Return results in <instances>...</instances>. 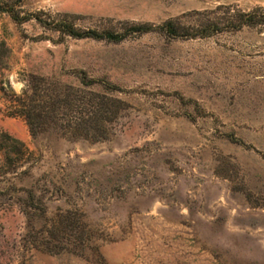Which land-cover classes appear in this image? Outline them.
Returning <instances> with one entry per match:
<instances>
[{"label":"rangeland","instance_id":"obj_1","mask_svg":"<svg viewBox=\"0 0 264 264\" xmlns=\"http://www.w3.org/2000/svg\"><path fill=\"white\" fill-rule=\"evenodd\" d=\"M6 3L0 264H264V0Z\"/></svg>","mask_w":264,"mask_h":264},{"label":"trees","instance_id":"obj_2","mask_svg":"<svg viewBox=\"0 0 264 264\" xmlns=\"http://www.w3.org/2000/svg\"><path fill=\"white\" fill-rule=\"evenodd\" d=\"M3 6H4L3 8H2V6H0V11L1 12H7V13L12 15V8L9 7V5L7 3L3 4ZM13 19H15V21H18L16 18H13ZM262 21H264V20H262ZM245 23L247 25H251V23L253 24L251 15H248V20ZM262 23H264V22H262ZM161 28L169 36H173V37L177 36V31H176V29L173 27V25L171 23H165V24H163L161 26ZM65 29H67V28H65ZM65 31H67V33H69L70 35H74L71 30H65ZM89 35H86L85 37H87ZM106 38L109 39V40L116 39L115 37H113L110 34H108L106 36ZM7 54H8V50H7L6 45L3 42H0V66L4 63V61H5L6 57H7Z\"/></svg>","mask_w":264,"mask_h":264}]
</instances>
